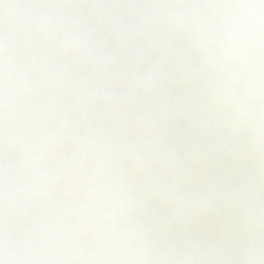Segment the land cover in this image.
I'll use <instances>...</instances> for the list:
<instances>
[{
	"label": "rangeland",
	"instance_id": "obj_1",
	"mask_svg": "<svg viewBox=\"0 0 264 264\" xmlns=\"http://www.w3.org/2000/svg\"><path fill=\"white\" fill-rule=\"evenodd\" d=\"M159 1L173 14L174 39L182 44L184 0ZM27 2L47 11L51 26L66 40L62 45H47L43 34L17 33L15 17ZM124 24L118 0H0V264H45L48 252L68 264H137L123 253L115 228L144 188L139 171L163 181L176 178L184 166L175 162L185 163V147L195 153L206 127L202 124L224 105L236 108L238 116L261 113L264 56L255 58L258 70L249 96L237 105L232 92L240 82L246 84L242 73L232 74L221 92L207 93L198 87L199 67L187 72L185 64L182 112L188 126L171 135L165 114L144 108L123 80ZM78 112L118 123L123 134L113 141L44 145L38 134L43 119ZM167 160L168 168H160ZM49 190L67 204L53 219L42 207V195ZM37 231L45 232L44 242L33 240ZM179 256L171 259L177 263Z\"/></svg>",
	"mask_w": 264,
	"mask_h": 264
},
{
	"label": "flooded vegetation",
	"instance_id": "obj_2",
	"mask_svg": "<svg viewBox=\"0 0 264 264\" xmlns=\"http://www.w3.org/2000/svg\"><path fill=\"white\" fill-rule=\"evenodd\" d=\"M180 7L186 25L180 45L174 39L169 9L159 10L164 27L161 65L172 75L170 89L178 103L182 130H186L189 117L182 112V104L187 78L182 82L176 74L185 64L187 72L199 67L198 87L208 93L221 92L228 78L240 72L246 84H237L232 97L236 105L243 102L258 70L255 58L264 56V0H184ZM240 57L246 63H239ZM208 68L213 74H208ZM235 110L224 105L219 116L202 124L206 127L201 129L196 154L191 146L185 147L187 160L175 162L184 166L176 178L163 181L149 173L140 177L146 191L142 187L136 192L135 203L123 212H137L134 234L140 242L145 228L148 232L147 252L132 257L135 263L264 264V105L256 116H238ZM168 166L169 160L162 161L160 168ZM170 241L177 242L176 252L182 254L177 263L171 259L175 253L162 254Z\"/></svg>",
	"mask_w": 264,
	"mask_h": 264
},
{
	"label": "water",
	"instance_id": "obj_3",
	"mask_svg": "<svg viewBox=\"0 0 264 264\" xmlns=\"http://www.w3.org/2000/svg\"><path fill=\"white\" fill-rule=\"evenodd\" d=\"M121 7L131 22V32L135 43V49L130 44L126 48L125 75L142 92L144 99L154 104L156 94L165 89V78L159 66L162 30L157 19L156 3L154 0H121ZM42 13H39L36 7H31L20 14L19 19L23 22V28L36 31L38 27H43L50 37L52 30L49 28L44 12ZM52 40L58 42L62 38L57 35V38ZM169 106L174 105L170 103ZM40 132L48 144L58 145L72 139L90 141L113 138L120 134L121 127L99 121L89 115L76 114L69 118L47 119L42 123ZM44 202L50 217L62 213L65 209L64 202L54 192L47 193ZM128 216L127 226L121 230L126 235L124 249L130 253H142L145 245H141L134 235L136 215L130 213ZM45 239L43 232H37L34 235V240L37 242H43ZM45 264L68 263L62 257L50 252L45 256Z\"/></svg>",
	"mask_w": 264,
	"mask_h": 264
}]
</instances>
